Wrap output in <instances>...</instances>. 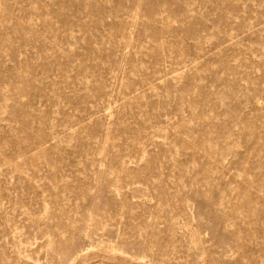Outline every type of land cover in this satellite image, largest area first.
Wrapping results in <instances>:
<instances>
[{"label": "rangeland", "instance_id": "obj_1", "mask_svg": "<svg viewBox=\"0 0 264 264\" xmlns=\"http://www.w3.org/2000/svg\"><path fill=\"white\" fill-rule=\"evenodd\" d=\"M0 264H264V0H0Z\"/></svg>", "mask_w": 264, "mask_h": 264}]
</instances>
